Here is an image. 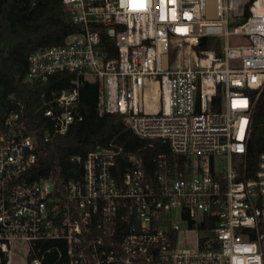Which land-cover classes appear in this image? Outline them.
Wrapping results in <instances>:
<instances>
[{"label":"built area","instance_id":"2783aa9c","mask_svg":"<svg viewBox=\"0 0 264 264\" xmlns=\"http://www.w3.org/2000/svg\"><path fill=\"white\" fill-rule=\"evenodd\" d=\"M62 2L81 31L32 52L25 79L44 87L75 76L41 96L53 135L83 121L80 87L98 82L100 114L169 151L149 178L141 159L121 169V150L98 147L72 158L83 175L57 190L53 178L29 176L36 142L18 102L0 128V264H19L18 241L27 264L51 253L65 264H264V153L254 168L247 160L264 90V0ZM204 38L210 49L198 51ZM151 81L159 112L147 110ZM180 220L196 232L193 247Z\"/></svg>","mask_w":264,"mask_h":264},{"label":"trees","instance_id":"16d2710c","mask_svg":"<svg viewBox=\"0 0 264 264\" xmlns=\"http://www.w3.org/2000/svg\"><path fill=\"white\" fill-rule=\"evenodd\" d=\"M80 31L70 23L62 0H0V128L4 127L7 115L17 108V103L23 104L22 121L35 138L37 149V162L29 176L32 179L51 177L57 190L67 181L83 175V166L72 158H85L98 147L121 150V169L130 156H136L143 161L150 178L154 158L167 153L168 146L160 141L140 139L120 115L100 114L98 82H84L80 87L79 112L83 121L72 125L67 134L54 136L49 120L40 109L41 96L44 94L50 99L51 91L70 89L75 76L62 73L44 87L25 80L32 52L63 45L70 35ZM211 42L208 38L202 39L198 51L210 49ZM103 44L109 57L116 58L114 46L105 37ZM252 122L247 160L254 168L264 153V90L255 105ZM56 258V254L51 253L48 264H65L64 261L55 263Z\"/></svg>","mask_w":264,"mask_h":264},{"label":"rangeland","instance_id":"374dc122","mask_svg":"<svg viewBox=\"0 0 264 264\" xmlns=\"http://www.w3.org/2000/svg\"><path fill=\"white\" fill-rule=\"evenodd\" d=\"M218 42L219 48L222 46L223 41L221 39L216 40ZM186 50V49H184ZM183 51V50H182ZM182 232H181V240L182 243L190 244V246L195 245V238H196V232L194 231H188V227L185 221L180 220L178 222ZM28 245L25 241H18L15 246L14 250L16 251V262L19 264H27V258H26V251H27Z\"/></svg>","mask_w":264,"mask_h":264},{"label":"bare ground","instance_id":"6f19581e","mask_svg":"<svg viewBox=\"0 0 264 264\" xmlns=\"http://www.w3.org/2000/svg\"><path fill=\"white\" fill-rule=\"evenodd\" d=\"M153 80L155 81V79ZM147 110L152 112L160 111L159 90L152 81L147 90Z\"/></svg>","mask_w":264,"mask_h":264}]
</instances>
